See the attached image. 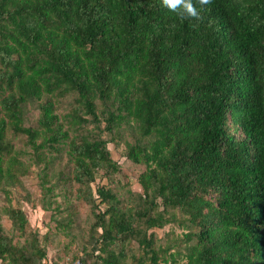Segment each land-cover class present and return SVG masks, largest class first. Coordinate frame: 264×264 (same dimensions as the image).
I'll return each instance as SVG.
<instances>
[{"label":"trees","instance_id":"16d2710c","mask_svg":"<svg viewBox=\"0 0 264 264\" xmlns=\"http://www.w3.org/2000/svg\"><path fill=\"white\" fill-rule=\"evenodd\" d=\"M0 192L1 264H264V0H0Z\"/></svg>","mask_w":264,"mask_h":264},{"label":"rangeland","instance_id":"374dc122","mask_svg":"<svg viewBox=\"0 0 264 264\" xmlns=\"http://www.w3.org/2000/svg\"><path fill=\"white\" fill-rule=\"evenodd\" d=\"M108 147L111 152V156L113 159L119 163L120 169L125 174L126 177H123V174L115 175L114 178H119L121 180V184H125L126 182L129 186L134 190H141L139 184L136 182V176L144 169L143 165L134 164L127 160L121 153L123 145H115L114 143H108ZM35 172H29L26 176L23 177V186L26 190L30 191L35 197H38V187H37V176L34 174ZM106 182V179L103 180ZM22 189V188H20ZM23 191V190H22ZM17 192H15L16 194ZM6 202L5 196L2 192H0V205ZM14 205H19L23 207L27 211L29 215V228L32 230H38L41 235L48 234L49 239V249L51 250L54 257H57V254L61 255V259H66L65 256L72 255L74 253H79V248L75 242L69 243V239L66 238L63 234L58 233L55 228V222L50 218L49 211H43L39 204L36 205L35 209H31L25 201L21 200V205L18 203L17 198L13 199ZM86 210H81L84 212ZM2 223L5 228H9L11 226V221L3 215ZM173 229L174 232L179 233L181 229L178 227H171L170 225H166L163 228L155 229L156 233L162 239H165L170 233V230ZM68 243V244H67ZM67 244L68 248H63V246ZM49 250V251H50ZM67 254V255H65ZM65 257V258H64ZM71 257V256H70Z\"/></svg>","mask_w":264,"mask_h":264},{"label":"built area","instance_id":"2783aa9c","mask_svg":"<svg viewBox=\"0 0 264 264\" xmlns=\"http://www.w3.org/2000/svg\"><path fill=\"white\" fill-rule=\"evenodd\" d=\"M68 260H69V259L67 258V261H68ZM67 264H81V261H80V259L75 258V259H73V260L68 261Z\"/></svg>","mask_w":264,"mask_h":264},{"label":"crops","instance_id":"0c3cea01","mask_svg":"<svg viewBox=\"0 0 264 264\" xmlns=\"http://www.w3.org/2000/svg\"><path fill=\"white\" fill-rule=\"evenodd\" d=\"M0 264H1V262H0Z\"/></svg>","mask_w":264,"mask_h":264}]
</instances>
